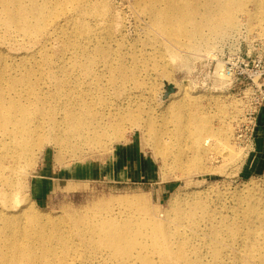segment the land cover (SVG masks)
Wrapping results in <instances>:
<instances>
[{
	"label": "bare ground",
	"instance_id": "obj_1",
	"mask_svg": "<svg viewBox=\"0 0 264 264\" xmlns=\"http://www.w3.org/2000/svg\"><path fill=\"white\" fill-rule=\"evenodd\" d=\"M131 6L151 36L166 40L169 55L174 48L209 51L238 28L240 13L248 32L264 28V0H131ZM124 28L112 0H0V264H51L59 252L85 259L87 250L106 264H264V228L251 227L264 198L239 203L235 217L241 210L252 218L246 226V220L227 223L196 197L172 219H152L145 233L116 224L113 216L70 225L25 195L30 175L49 154L58 152L57 165H67L59 155L65 152L94 157L98 147L112 150L125 140L128 117L138 125L132 113L142 83L135 56L131 61L123 51ZM210 53L216 57L217 50ZM169 55L161 59L170 62ZM222 69L218 59V76L227 79ZM263 81L259 75L256 82ZM198 91L184 86L165 124H175L174 138L186 133L200 159L211 121L186 114L191 108L185 105L186 98L205 97ZM218 108L221 127L211 134L217 144L229 138L231 122L234 128L231 108ZM240 112L241 106L237 118Z\"/></svg>",
	"mask_w": 264,
	"mask_h": 264
},
{
	"label": "rangeland",
	"instance_id": "obj_2",
	"mask_svg": "<svg viewBox=\"0 0 264 264\" xmlns=\"http://www.w3.org/2000/svg\"><path fill=\"white\" fill-rule=\"evenodd\" d=\"M112 5L125 19L123 51L131 61L135 56L139 67L141 100L132 113L138 125H132L131 116L128 117L124 122L125 140L115 143L112 150H106L104 145L98 147L94 157L87 154L82 159H75L73 154L65 152L59 155L67 165H57L55 156L58 152L49 154L38 163L37 172L30 175L25 195L38 209L60 212L64 216L62 221L70 225L113 216L116 224L146 233L152 219L158 217L168 221L180 206L190 205L197 197L200 204L208 203L209 209L221 211L227 223L246 220V226L251 222V216L240 210L235 217V212L240 202L264 198V170L245 172L242 168L245 157L237 150H233L234 156L230 159H214L216 146H234L237 114L242 103L239 92L244 86L239 82L231 84L229 78H220L216 71L218 62L214 60L211 65L207 57L212 56L208 54L210 50H217V59L229 55L232 34L246 24L245 13L239 15L238 28L213 44L209 51L197 54L174 48L175 52L171 51L173 54L169 55L165 49L166 40L149 34L137 18L131 0H112ZM247 7L252 8V5ZM204 14L206 10L202 9L201 15ZM263 29L260 26L251 31ZM152 40L156 42L155 46L150 43ZM162 53L170 56V62L161 59ZM187 85L200 88L195 94L205 97L186 98L188 104L185 105L191 108L186 114L199 112L201 121H211L210 131L203 140L207 149L203 150L200 159L186 133L185 138H174L175 124H165V120H171L178 110L179 104L171 105L172 100ZM152 86L153 95L149 90ZM219 104L231 108L234 128L231 122L229 138L217 144L211 134L221 127L217 113ZM159 134L162 135L159 137ZM194 191L199 193L195 195ZM258 206L260 219L257 221L263 224L252 225V229L264 228V199ZM90 251L87 250L85 259L78 253L64 256L59 252L50 261L51 264H106L102 257L91 259L93 252ZM235 254L230 256L231 262Z\"/></svg>",
	"mask_w": 264,
	"mask_h": 264
},
{
	"label": "built area",
	"instance_id": "obj_3",
	"mask_svg": "<svg viewBox=\"0 0 264 264\" xmlns=\"http://www.w3.org/2000/svg\"><path fill=\"white\" fill-rule=\"evenodd\" d=\"M229 55H225L222 73L231 80V84L241 83L244 86L241 95V112L237 119L234 134V146H216L213 157L217 161L230 159L233 150L241 151L244 157L254 149V139L259 120L264 109V81L256 82V77L264 76V33L259 30H247L242 25L232 34L231 44L228 47ZM215 56H219V53ZM212 65L216 57H208Z\"/></svg>",
	"mask_w": 264,
	"mask_h": 264
},
{
	"label": "crops",
	"instance_id": "obj_4",
	"mask_svg": "<svg viewBox=\"0 0 264 264\" xmlns=\"http://www.w3.org/2000/svg\"><path fill=\"white\" fill-rule=\"evenodd\" d=\"M255 147L245 156L242 168L245 172L256 173L264 170V109L261 112L259 126L254 139ZM45 176V175H44Z\"/></svg>",
	"mask_w": 264,
	"mask_h": 264
}]
</instances>
